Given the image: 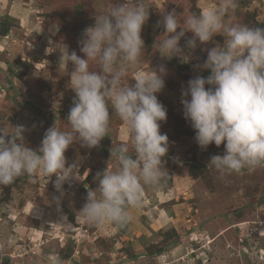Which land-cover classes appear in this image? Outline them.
I'll return each instance as SVG.
<instances>
[{
	"label": "rangeland",
	"instance_id": "374dc122",
	"mask_svg": "<svg viewBox=\"0 0 264 264\" xmlns=\"http://www.w3.org/2000/svg\"><path fill=\"white\" fill-rule=\"evenodd\" d=\"M122 2L136 0H0V128L11 133L12 126L24 125L25 146L33 150L49 127L68 129L75 93L71 65L56 45L63 42L83 58L78 41L84 29ZM144 3L149 10L141 31L145 48L125 70L122 84L160 65L166 69L156 95L167 109L166 121L160 122V132L168 137L162 158L167 176L157 189H145L123 227L82 218L87 192L98 186L96 174L115 170L112 147L126 143L131 151L125 126L109 105V131L99 146L74 142L66 150V167L76 164L77 170L61 190L55 188V175H24L0 185V264H51L53 254L62 264H264V165L221 174L208 163L224 153V144L200 148L183 117L182 90L190 79L210 74L197 66L206 60L207 49L224 47L225 37L216 35L189 50L185 45L193 34L186 32L179 44L187 57L167 59L158 52L164 28L157 24L163 14L174 11L183 26L189 14L218 6L220 0ZM228 19L264 28V0H238ZM54 23L59 24L55 34ZM89 68L99 71L95 61Z\"/></svg>",
	"mask_w": 264,
	"mask_h": 264
},
{
	"label": "clouds",
	"instance_id": "9594fccd",
	"mask_svg": "<svg viewBox=\"0 0 264 264\" xmlns=\"http://www.w3.org/2000/svg\"><path fill=\"white\" fill-rule=\"evenodd\" d=\"M237 7L238 0H220L218 6L189 14L183 26L174 11L163 14L157 24L164 28L158 52L167 59L187 57L179 44L186 32L193 34L186 41L189 50L216 35L225 37L224 47L207 49L206 60L197 66L210 74L190 79L181 93L183 117L194 129L198 146L224 144V153L211 156L208 163L221 174L264 165V28L233 23L228 17ZM148 18L144 0L117 3L84 29L78 41L83 58L70 52L67 44L57 43L61 58L71 65L69 81L75 93L68 129L49 127L33 150L25 146L24 125H11V133L0 128V185H11L24 175H55V188L61 190L77 170L76 164L66 167V150L74 142L89 149L99 146L109 131L111 105L125 126L131 151L126 143L112 147L115 170L96 174L98 186L88 190L79 212L96 225L123 227L132 219L130 209L141 205L145 189H157L168 174L162 163L168 137L160 132L167 109L156 95L164 87L165 67L149 69L151 74H137L133 83L122 84L125 70L139 61L145 48L141 31ZM53 28V34L59 32L58 23ZM92 61L99 71L90 70ZM51 264H62L61 257L53 254Z\"/></svg>",
	"mask_w": 264,
	"mask_h": 264
},
{
	"label": "trees",
	"instance_id": "16d2710c",
	"mask_svg": "<svg viewBox=\"0 0 264 264\" xmlns=\"http://www.w3.org/2000/svg\"><path fill=\"white\" fill-rule=\"evenodd\" d=\"M104 156H109V155H107V154H104ZM163 161V160H162ZM108 162H109V160H108Z\"/></svg>",
	"mask_w": 264,
	"mask_h": 264
},
{
	"label": "crops",
	"instance_id": "0c3cea01",
	"mask_svg": "<svg viewBox=\"0 0 264 264\" xmlns=\"http://www.w3.org/2000/svg\"><path fill=\"white\" fill-rule=\"evenodd\" d=\"M25 216H27V215H25Z\"/></svg>",
	"mask_w": 264,
	"mask_h": 264
}]
</instances>
